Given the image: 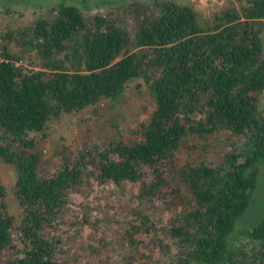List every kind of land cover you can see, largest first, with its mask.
<instances>
[{"label": "trees", "instance_id": "obj_1", "mask_svg": "<svg viewBox=\"0 0 264 264\" xmlns=\"http://www.w3.org/2000/svg\"><path fill=\"white\" fill-rule=\"evenodd\" d=\"M86 4L54 0V15L19 31L37 69L19 64L8 43L0 50V159L16 169L23 208L16 226L0 183V258L10 252L7 264H80L65 253L61 233L66 223L87 221V211L70 220L80 196L94 181H141V204L166 217L133 209L119 240L131 252L116 264H149V256L142 259L149 245L159 248L155 264H264V215L254 227L237 228L264 165V0H241L209 26L187 4L163 0L158 13L138 4L133 30L118 18H87ZM139 77L151 82L155 98L145 119L127 132L114 120L109 138L43 169L32 134L65 112L119 101ZM222 132L244 138L243 148L221 152L213 141ZM190 135L196 154L178 165L175 151ZM245 244L260 262L241 256Z\"/></svg>", "mask_w": 264, "mask_h": 264}, {"label": "rangeland", "instance_id": "obj_2", "mask_svg": "<svg viewBox=\"0 0 264 264\" xmlns=\"http://www.w3.org/2000/svg\"><path fill=\"white\" fill-rule=\"evenodd\" d=\"M53 1L50 0V3H47L45 0H31L19 4L10 3L9 0H0V50L4 43H8L9 51L15 54L17 60H21L18 61L19 64L37 69L39 60L33 53L23 51L18 34L22 28L32 27L38 18L54 15ZM162 1L87 0L83 11L87 18L100 14L121 19L133 30L136 25L134 10L138 4H141L145 11L148 9L158 13ZM173 1L193 7L203 26L211 25L215 14L230 6L239 7L241 5V0ZM143 16L142 13L139 15L140 18ZM8 33H13L14 38L7 39ZM262 38L264 42V27ZM150 83L143 77L135 78L127 84L122 98L117 102L105 99L81 111L65 112L58 117H52L43 132L32 134L37 139V147L44 158L43 169L50 170L55 166V163H60L65 157L76 156L86 142H99L109 138L114 120L127 132L139 121L145 119L155 105ZM259 104L263 110L264 93L260 96ZM197 140L196 136L190 135L175 151V161L178 165H181L186 158L195 156L196 149L194 147ZM213 142L222 152L234 149L236 146L242 149L245 139L236 140L222 132L216 135ZM16 180V169L0 159V183L5 188L4 200L7 202L9 213L15 218L16 226H18L23 217V208L17 201ZM141 183V181H136L117 186L114 183L99 184L94 181L88 191L80 196L79 205L73 206L71 210L70 220H76L75 214L78 211H87V221H84V224H81L80 221L72 224L66 223L65 227L61 229L66 243L65 253L69 254L73 261L80 264H95L100 261L116 264L124 254L131 252L119 240L122 238L126 222L135 208L140 207L145 212L153 211L156 219L161 221L165 219L166 213L161 209H153V207L148 209L141 204L138 197L142 187ZM263 215L264 165L259 175L258 190L250 207L239 218L237 228L254 227ZM169 249L172 252L181 251L175 244H170ZM144 250L146 255L142 259L149 256L148 263L155 264L156 254L159 251L157 245H149ZM254 251L255 247L252 244H245L241 248V256L248 262H260ZM9 254L10 252L0 258V264H7Z\"/></svg>", "mask_w": 264, "mask_h": 264}]
</instances>
